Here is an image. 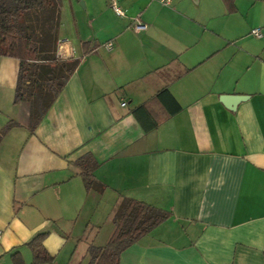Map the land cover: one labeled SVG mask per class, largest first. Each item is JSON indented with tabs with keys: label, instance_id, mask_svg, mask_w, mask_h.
Here are the masks:
<instances>
[{
	"label": "crops",
	"instance_id": "obj_1",
	"mask_svg": "<svg viewBox=\"0 0 264 264\" xmlns=\"http://www.w3.org/2000/svg\"><path fill=\"white\" fill-rule=\"evenodd\" d=\"M164 1L60 0L58 52L81 60L32 133L18 61L0 57V128L17 122L0 141V264H33L42 232L46 264H89L124 197L170 216L119 264H264V0ZM86 154L102 193L84 187Z\"/></svg>",
	"mask_w": 264,
	"mask_h": 264
},
{
	"label": "trees",
	"instance_id": "obj_2",
	"mask_svg": "<svg viewBox=\"0 0 264 264\" xmlns=\"http://www.w3.org/2000/svg\"><path fill=\"white\" fill-rule=\"evenodd\" d=\"M233 1L223 0L228 11L235 10ZM60 3V0H0V57H10L18 61L13 103L28 104L27 128L31 133L81 60V57L63 59L57 55ZM87 46L85 43L83 53H86ZM166 97L176 110L180 108L167 89L156 94V98L165 108L168 105ZM132 114L145 132L158 125L144 105L134 108ZM16 126L17 122L10 120L0 128V141ZM75 164L81 169L80 176L86 191L102 193L105 186L96 181L92 174L97 165L94 157L86 154ZM169 216V211L135 199L122 198L112 216L115 230L108 242L103 247L90 246L87 249L91 256L89 264H119L124 250ZM46 234L38 233L27 243L32 252L33 264L52 261L42 244ZM11 257L14 264H23L18 252Z\"/></svg>",
	"mask_w": 264,
	"mask_h": 264
},
{
	"label": "water",
	"instance_id": "obj_3",
	"mask_svg": "<svg viewBox=\"0 0 264 264\" xmlns=\"http://www.w3.org/2000/svg\"><path fill=\"white\" fill-rule=\"evenodd\" d=\"M246 96L242 95H222L220 101L229 109L234 108L237 102L245 100Z\"/></svg>",
	"mask_w": 264,
	"mask_h": 264
},
{
	"label": "built area",
	"instance_id": "obj_4",
	"mask_svg": "<svg viewBox=\"0 0 264 264\" xmlns=\"http://www.w3.org/2000/svg\"><path fill=\"white\" fill-rule=\"evenodd\" d=\"M168 0H165L164 2H167ZM113 10L115 11V13H117L118 15H122L123 13H122V11L119 9V7H117L115 4H113ZM144 26L143 25H141V24H136L135 25V28L136 29H141V28H143ZM253 33L254 34H258V31L257 30H253ZM111 46H112V44L111 43H108L107 44V47L108 48H111ZM59 53V52H58ZM61 55V54H60Z\"/></svg>",
	"mask_w": 264,
	"mask_h": 264
},
{
	"label": "rangeland",
	"instance_id": "obj_5",
	"mask_svg": "<svg viewBox=\"0 0 264 264\" xmlns=\"http://www.w3.org/2000/svg\"><path fill=\"white\" fill-rule=\"evenodd\" d=\"M57 55L60 56V57L63 58V59H65V58H70V57H63L62 55H60V54L58 53V48H57Z\"/></svg>",
	"mask_w": 264,
	"mask_h": 264
}]
</instances>
